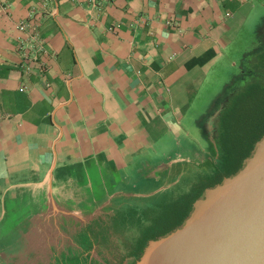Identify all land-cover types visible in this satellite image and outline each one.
<instances>
[{"label":"crops","instance_id":"crops-1","mask_svg":"<svg viewBox=\"0 0 264 264\" xmlns=\"http://www.w3.org/2000/svg\"><path fill=\"white\" fill-rule=\"evenodd\" d=\"M263 8L0 0V261L54 256L115 195L145 193V171L190 157L186 117Z\"/></svg>","mask_w":264,"mask_h":264},{"label":"flooded vegetation","instance_id":"flooded-vegetation-1","mask_svg":"<svg viewBox=\"0 0 264 264\" xmlns=\"http://www.w3.org/2000/svg\"><path fill=\"white\" fill-rule=\"evenodd\" d=\"M260 19L257 30L258 46L251 53L253 55L245 56L243 61L247 69L253 67L256 54L264 50V8ZM233 98L232 89H228L214 112L206 118L204 146L197 143L195 149L188 154L190 157L177 162L173 170L157 173L159 180L145 171L146 175L140 181L151 184L145 188V193L138 195L121 192L115 195L108 206L92 220L79 224L77 230L70 235L73 242L60 240V250L55 249L53 244L54 256L38 258L32 255L23 260H7V264H136L150 241L175 231L181 219H184L185 213L189 209L188 213H191L193 204L204 196L205 191L220 184L226 178L227 163L224 157L222 134L223 128L228 123L224 115ZM163 196H167L164 203L161 199ZM172 196L177 197L181 203L179 207L163 216V205L172 204ZM116 238H119L117 240L120 242L119 245L117 244V255L123 258L120 263L107 259L106 255L100 257L101 253L96 247L98 243L104 242L112 254L116 250L112 248L114 245L112 242Z\"/></svg>","mask_w":264,"mask_h":264},{"label":"water","instance_id":"water-1","mask_svg":"<svg viewBox=\"0 0 264 264\" xmlns=\"http://www.w3.org/2000/svg\"><path fill=\"white\" fill-rule=\"evenodd\" d=\"M260 22L258 19L247 26L231 59H224L210 75L196 106L186 117L185 125L200 146L206 118L214 112L232 82L251 73L245 70L243 61L256 44L249 47L243 41L251 35L254 41L256 36L258 39ZM228 67L238 73L225 83L207 108L205 99L210 84ZM136 264H264V136L244 160L243 167L207 189L193 204L184 223L167 236L150 241Z\"/></svg>","mask_w":264,"mask_h":264},{"label":"trees","instance_id":"trees-1","mask_svg":"<svg viewBox=\"0 0 264 264\" xmlns=\"http://www.w3.org/2000/svg\"><path fill=\"white\" fill-rule=\"evenodd\" d=\"M251 53L246 56L251 57L253 55ZM256 55V61L251 69H247L243 65L245 70L251 73L242 78H236L234 81L242 80L247 76L253 77L257 75L259 78L255 82L249 83L247 88H244L239 94L234 96L228 111L224 115L228 122L223 128L222 134L224 157L227 163L226 177L236 174L243 167L244 160L251 156L255 144L264 136V50H261ZM232 88L231 84L228 89ZM235 110H245L243 114L246 124V128L243 131L245 136L240 135L238 137L236 135V127L234 125ZM189 210L185 213L184 219L185 216L186 218L189 216ZM184 219H181L176 228H179L184 223L186 220Z\"/></svg>","mask_w":264,"mask_h":264},{"label":"rangeland","instance_id":"rangeland-1","mask_svg":"<svg viewBox=\"0 0 264 264\" xmlns=\"http://www.w3.org/2000/svg\"><path fill=\"white\" fill-rule=\"evenodd\" d=\"M255 38H256V40L254 41V35H251V37H249V39H248V37L245 38L243 43H245L247 41V46H249V47L252 46L253 44L254 45L256 44V46H258L259 38L257 39V36ZM242 45H245V44H242ZM230 69H231L230 67L225 69V71L222 72L220 78L218 80H216L214 82V84L213 83L210 84V88L208 90V93H207L206 99H205V103H208L207 104V108L209 107V105L211 104L213 99L222 92L224 86L226 85L225 83L231 82L233 80V76L236 73H238V72H236L234 70L232 71ZM258 78L259 77L257 75L253 76V77L252 76H247L246 78H244L242 80L233 81L232 82V86H233L232 91H233L234 96L239 94L244 88L248 87L249 83L255 82ZM226 94H227V92H226ZM193 111L195 113H198V110H193ZM244 113H245V110H235V112H234V114H235L234 125L236 127V135L238 137H240V135L243 136L245 134L243 132L245 130V128H246V124L244 122V116H243ZM192 127H194V125ZM202 137H203V144L201 146H204L205 145L204 142H206L205 141L206 138L203 135H202ZM161 199H162V201L164 203L165 200L167 199V196H163ZM172 201H173V203L170 204V205H166V204L163 205V210H162L163 216L169 214L170 211H172V210L176 209L177 207H179V204L181 203L180 200L177 197H174V196H172ZM147 204L151 205V203H149V202H147ZM117 239H119V238H116L115 239L116 241L113 240L114 242H112V244L115 245V246L113 245L112 248L116 249L112 254H110L111 250H109V248H107L105 246L104 242H102L103 244L102 243H98L97 244V246H96V247H98L97 251H99L101 253L100 257H106L107 256V259H110V260H112L114 262H118L119 261V263L122 261L123 258L120 255H117L118 253L116 252L117 251V244L120 243L119 240H117ZM107 243L110 244L111 242L110 243L107 242ZM120 250L121 251L123 250L122 247H121ZM102 255H104V256H102ZM0 262H1L0 264L4 263L3 260L0 261Z\"/></svg>","mask_w":264,"mask_h":264}]
</instances>
